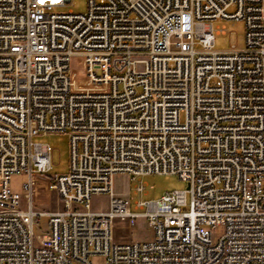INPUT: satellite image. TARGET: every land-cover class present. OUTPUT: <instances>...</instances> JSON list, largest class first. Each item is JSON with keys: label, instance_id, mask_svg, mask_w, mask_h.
I'll use <instances>...</instances> for the list:
<instances>
[{"label": "built area", "instance_id": "2783aa9c", "mask_svg": "<svg viewBox=\"0 0 264 264\" xmlns=\"http://www.w3.org/2000/svg\"><path fill=\"white\" fill-rule=\"evenodd\" d=\"M70 1L0 0V264H264V0ZM220 19L245 22L243 47H216ZM44 134L68 135L67 172ZM118 173L188 186L136 199Z\"/></svg>", "mask_w": 264, "mask_h": 264}, {"label": "rangeland", "instance_id": "374dc122", "mask_svg": "<svg viewBox=\"0 0 264 264\" xmlns=\"http://www.w3.org/2000/svg\"><path fill=\"white\" fill-rule=\"evenodd\" d=\"M87 10V0H71L65 6L58 9V11L67 12H85ZM214 28L216 32V47L219 49L227 48L231 44H236L243 47L245 43V22L242 20H227L220 19L214 21ZM71 71L83 75L85 66L79 62L77 57H73L70 63ZM34 142L51 145L54 150L52 153L53 165L50 170L51 173H65L69 169L70 164V141L66 134H44L33 137ZM27 182V175L25 173L15 174L12 177V190L22 196L24 203L25 189L24 184ZM43 183V182H42ZM115 190L117 192H124L126 186L129 184L133 191L138 184L144 186V191L140 195H135L136 199H158L168 191L177 189H186L188 183L178 175L174 174H149L139 177L136 180L131 179L130 176L123 173H118L114 176ZM46 202V203H43ZM109 198L106 194L93 196V207L96 210H104L108 207ZM36 208L39 210L56 209L62 206L54 193L42 191L37 198H35ZM50 203V204H49ZM117 224L121 226V222L117 220ZM39 226L42 229L49 230L48 217L45 215L39 218ZM39 231L38 228H36ZM119 228L116 227L118 231ZM221 231L219 229L218 233ZM133 238L139 241H149L154 238L153 228L148 224L144 218H139L132 230ZM93 264H106L105 257L100 254L91 256Z\"/></svg>", "mask_w": 264, "mask_h": 264}, {"label": "bare ground", "instance_id": "6f19581e", "mask_svg": "<svg viewBox=\"0 0 264 264\" xmlns=\"http://www.w3.org/2000/svg\"><path fill=\"white\" fill-rule=\"evenodd\" d=\"M117 220H119L121 223L123 222V220H121V219H117ZM116 227H117V228H120V225L117 224V221H116Z\"/></svg>", "mask_w": 264, "mask_h": 264}]
</instances>
